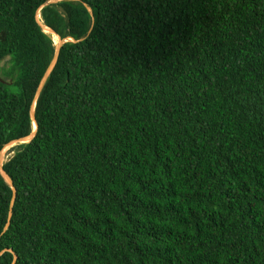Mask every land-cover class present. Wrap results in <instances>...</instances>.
Instances as JSON below:
<instances>
[{"label": "trees", "instance_id": "obj_1", "mask_svg": "<svg viewBox=\"0 0 264 264\" xmlns=\"http://www.w3.org/2000/svg\"><path fill=\"white\" fill-rule=\"evenodd\" d=\"M51 1L0 0V264H264V0Z\"/></svg>", "mask_w": 264, "mask_h": 264}, {"label": "water", "instance_id": "obj_2", "mask_svg": "<svg viewBox=\"0 0 264 264\" xmlns=\"http://www.w3.org/2000/svg\"><path fill=\"white\" fill-rule=\"evenodd\" d=\"M52 1H54V0H52ZM52 31H53V30H52ZM53 32H54V31H53ZM54 33H55V32H54ZM69 40H70V41H74L73 38H70ZM69 40H63V39H61L60 44L57 46V49H56V52H55L54 58H53V60H52V63H51V65H50V67L48 68V70H47V72H46V74H45V77H44V79L42 80L41 85H40V87H39V89H38V91H37L36 99H35V103H36V101H37V99H38V97H39V95H40V93H41V91H42V89H43V87H44V85H45V83H46L48 77L50 76L52 70L54 69V67H55V65H56V63H57L58 57H59V55H60L61 47H62L66 42H68ZM32 116H33V120H34V122H35V124H36V129L33 130V132H32L29 136L24 137V138H22V139H19L18 141H22L21 143H28V142H30V141L36 136V133H37V130H38V123H37V121L35 120V118H36V116H35V107H34V109H33ZM14 142H15V141H14ZM10 144H11V143H10ZM10 144H9V145H10ZM0 164H1V165H0V171L2 172L3 176L5 177V179H6V180L12 185V188H13V191H14V198H15V197H16V193H17V189H16V187L14 186V183H13L12 178H11V177H10V176L4 171V169H3V164H4V163L2 162V153H1ZM13 203H14V200H13V202H12V205H13ZM11 215H12V213H11Z\"/></svg>", "mask_w": 264, "mask_h": 264}, {"label": "bare ground", "instance_id": "obj_3", "mask_svg": "<svg viewBox=\"0 0 264 264\" xmlns=\"http://www.w3.org/2000/svg\"><path fill=\"white\" fill-rule=\"evenodd\" d=\"M40 12H41V11H40ZM39 18H40V13H39ZM41 18H42V20H41ZM41 18H40V21H41V23H42V27L44 28V31H45L47 34L49 33V34L52 36V38H54V40H55V44H56V46H58V45H59V42H58L57 38L54 36V34H52V32H50V31L48 30L47 26L44 24L43 17H42V13H41ZM49 34H48V35H49ZM35 125H36V124H35V122H34V124H33V130L36 129ZM21 142H22V141L17 142V143H20V144H21ZM17 143H15L16 145L13 144L14 147L19 145V144H17ZM13 145H11V146H13ZM11 146H10V147H11ZM10 147H8V148L2 153L3 156H4L5 152L9 150ZM3 156H2V157H3ZM4 178H5V177H4Z\"/></svg>", "mask_w": 264, "mask_h": 264}, {"label": "rangeland", "instance_id": "obj_4", "mask_svg": "<svg viewBox=\"0 0 264 264\" xmlns=\"http://www.w3.org/2000/svg\"><path fill=\"white\" fill-rule=\"evenodd\" d=\"M60 1H63V0H54V1H51L50 3H57V2H60ZM49 4V3H48ZM48 4H46V5H48ZM42 24V23H41ZM70 38L69 37H67V38H65L64 40H69ZM70 41V40H69ZM17 144H19V143H17ZM16 145V144H15ZM13 148H14V145L13 146H11L10 148H9V150L8 151H6L5 152V154H4V156H3V154H2V162L3 163H5L10 157H12L13 156V154H14V151H13Z\"/></svg>", "mask_w": 264, "mask_h": 264}]
</instances>
